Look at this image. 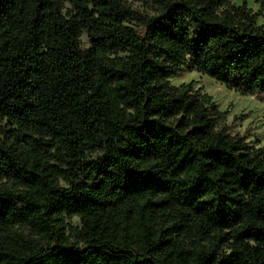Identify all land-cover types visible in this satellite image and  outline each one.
I'll return each instance as SVG.
<instances>
[{"label": "trees", "instance_id": "trees-1", "mask_svg": "<svg viewBox=\"0 0 264 264\" xmlns=\"http://www.w3.org/2000/svg\"><path fill=\"white\" fill-rule=\"evenodd\" d=\"M142 1L0 0V264H264V147L169 80L264 97V23Z\"/></svg>", "mask_w": 264, "mask_h": 264}, {"label": "rangeland", "instance_id": "rangeland-1", "mask_svg": "<svg viewBox=\"0 0 264 264\" xmlns=\"http://www.w3.org/2000/svg\"><path fill=\"white\" fill-rule=\"evenodd\" d=\"M130 6L138 11L145 12L148 8L142 0H127ZM239 5L241 0H232ZM251 12L258 13L257 23H264V9L257 0H247ZM81 44L88 47L86 34L81 35ZM170 83L180 85L191 83L194 88H201L210 94L220 110L227 112L226 124L229 132L246 135L248 141L257 146L264 147V97L258 95H241L233 90L227 89L224 85L216 82L207 75L194 70L182 67L179 74L171 77ZM72 225H79L78 218L72 217Z\"/></svg>", "mask_w": 264, "mask_h": 264}]
</instances>
